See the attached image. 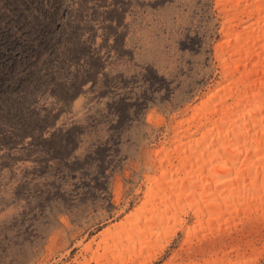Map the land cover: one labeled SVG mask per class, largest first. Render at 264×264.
I'll use <instances>...</instances> for the list:
<instances>
[{"label": "rangeland", "instance_id": "1", "mask_svg": "<svg viewBox=\"0 0 264 264\" xmlns=\"http://www.w3.org/2000/svg\"><path fill=\"white\" fill-rule=\"evenodd\" d=\"M232 1L0 0V264H83L136 208L140 226L183 221L152 264H264L254 193L173 188L192 163L172 151L179 123L225 83L222 43L245 20Z\"/></svg>", "mask_w": 264, "mask_h": 264}, {"label": "bare ground", "instance_id": "2", "mask_svg": "<svg viewBox=\"0 0 264 264\" xmlns=\"http://www.w3.org/2000/svg\"><path fill=\"white\" fill-rule=\"evenodd\" d=\"M238 5L241 6L239 13L245 16V20L234 16L233 21L239 22L236 25L238 30L226 34L222 43L225 48L222 60L225 83L203 101L195 119L179 123V127L183 124L187 127L183 129L182 138L173 142L172 151L176 150L182 160H186L187 156L192 163L191 169L184 172L173 188L178 194L186 193L184 182L193 180L203 189L190 190L185 196H201L207 192L206 186L212 185L210 193L223 192V196L230 201L241 191L245 194L247 189L252 195L254 193L252 199L264 206V195L256 194V190L264 189V0L232 1V7ZM193 114H196L194 109ZM196 132L202 134L200 141H205L202 150L197 149L198 140L189 139ZM186 146L188 152L184 151ZM172 153L160 159L157 167L161 169L163 163L171 164ZM176 171L171 170V175ZM245 178L253 183H245ZM148 183L151 185L152 180L149 179ZM243 203L244 206L248 204L246 199ZM218 204L215 202L214 205ZM140 209L136 208L123 220L100 232L96 248L91 250L90 259L83 264L91 261L111 264V260H114L112 264H152L173 234L182 228L183 221L169 229V218L164 210L140 226ZM189 209L198 213L195 208ZM161 233L163 244L150 246L149 237ZM108 239L112 240L110 245L106 244ZM89 248L87 243L85 250ZM100 249L103 252L99 253ZM105 253H109V257H104ZM250 262L240 259L233 264Z\"/></svg>", "mask_w": 264, "mask_h": 264}]
</instances>
